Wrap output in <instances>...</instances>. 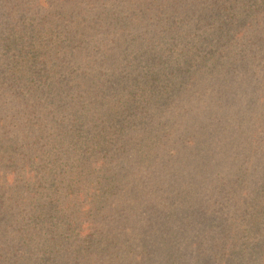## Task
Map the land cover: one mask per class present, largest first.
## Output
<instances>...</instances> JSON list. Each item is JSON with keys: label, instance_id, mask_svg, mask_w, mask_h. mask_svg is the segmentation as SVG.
Wrapping results in <instances>:
<instances>
[{"label": "trees", "instance_id": "1", "mask_svg": "<svg viewBox=\"0 0 264 264\" xmlns=\"http://www.w3.org/2000/svg\"><path fill=\"white\" fill-rule=\"evenodd\" d=\"M240 71L262 97L243 162L183 164L179 98ZM139 258L264 264V0H0V264Z\"/></svg>", "mask_w": 264, "mask_h": 264}, {"label": "rangeland", "instance_id": "2", "mask_svg": "<svg viewBox=\"0 0 264 264\" xmlns=\"http://www.w3.org/2000/svg\"><path fill=\"white\" fill-rule=\"evenodd\" d=\"M239 73L240 75L231 77L232 75L229 76L224 72L213 75L204 72L201 80L206 83L205 86L194 85L190 88L187 86L186 94L179 98V106L186 107L187 111L181 110L182 116L176 122L178 134L172 135L168 147L172 145L174 150L179 149L178 156L183 164L203 161V167L230 172L231 169L236 170L238 158L241 160L240 165L243 162L244 156L249 152L248 130L253 129V115L261 111L262 97L261 89H258L259 83L257 82V85L249 73L245 71ZM220 81H225L222 90L209 93L210 85ZM172 108L173 106L168 112H171ZM239 124L246 125L244 131L238 127ZM202 184L207 183L202 182ZM209 185L213 187L217 184ZM203 193L204 188H196L194 196H197L193 201L195 206L199 207L205 201L200 196ZM179 204L174 203L170 213L156 217L155 219H159L156 222H148L150 218L144 213V230L148 235L152 231L164 232L171 225L170 216L177 213L178 209L183 211V207ZM133 222L134 216L129 219V223ZM148 237L151 240V253L147 259H150V256L154 255V249L152 239ZM164 254L163 252L161 255ZM143 263V259L139 258L131 264ZM178 264L183 263L178 262Z\"/></svg>", "mask_w": 264, "mask_h": 264}]
</instances>
